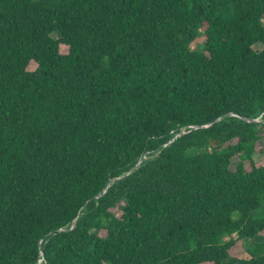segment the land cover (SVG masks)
I'll return each instance as SVG.
<instances>
[{
	"label": "trees",
	"instance_id": "1",
	"mask_svg": "<svg viewBox=\"0 0 264 264\" xmlns=\"http://www.w3.org/2000/svg\"><path fill=\"white\" fill-rule=\"evenodd\" d=\"M263 20L0 0V264H264Z\"/></svg>",
	"mask_w": 264,
	"mask_h": 264
},
{
	"label": "rangeland",
	"instance_id": "2",
	"mask_svg": "<svg viewBox=\"0 0 264 264\" xmlns=\"http://www.w3.org/2000/svg\"><path fill=\"white\" fill-rule=\"evenodd\" d=\"M263 23H264V20H263ZM51 35H52V36H55V33H52ZM201 39H202V37H200L198 40H201ZM200 42H201V41H200ZM252 48H253L254 50H256V51H259L260 48H261V44H259V43H255V44L252 45ZM59 51H60L61 53H64V52L66 51V46L60 44V45H59ZM256 130H257L258 133L260 132V129H256ZM263 144H264V138H262L261 140L258 141V145H259V146H261V145H263ZM253 157H254V159L256 160V162L260 159V158H259V155H258V156L255 155V156H253ZM234 162H235V158L232 159L231 164H233ZM233 237H235V235H233ZM247 242H248V240H236L235 243L233 244V246H231V247L229 248V250H228L229 253H230L231 255H233V256H237V257H247L248 254H247V252H246V250H245V246L247 245Z\"/></svg>",
	"mask_w": 264,
	"mask_h": 264
},
{
	"label": "built area",
	"instance_id": "3",
	"mask_svg": "<svg viewBox=\"0 0 264 264\" xmlns=\"http://www.w3.org/2000/svg\"><path fill=\"white\" fill-rule=\"evenodd\" d=\"M44 263H45V261L42 258V256L40 255V257L38 258V260L34 264H44Z\"/></svg>",
	"mask_w": 264,
	"mask_h": 264
}]
</instances>
